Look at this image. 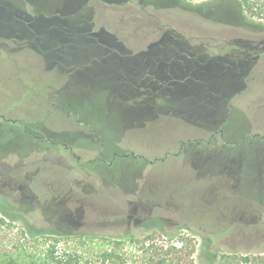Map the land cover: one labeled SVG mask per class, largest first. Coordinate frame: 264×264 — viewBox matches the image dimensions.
Wrapping results in <instances>:
<instances>
[{
    "label": "rangeland",
    "instance_id": "obj_1",
    "mask_svg": "<svg viewBox=\"0 0 264 264\" xmlns=\"http://www.w3.org/2000/svg\"><path fill=\"white\" fill-rule=\"evenodd\" d=\"M242 16L234 0H0L12 233L129 247L177 231L199 258H264V24Z\"/></svg>",
    "mask_w": 264,
    "mask_h": 264
},
{
    "label": "trees",
    "instance_id": "obj_2",
    "mask_svg": "<svg viewBox=\"0 0 264 264\" xmlns=\"http://www.w3.org/2000/svg\"><path fill=\"white\" fill-rule=\"evenodd\" d=\"M234 1L239 4L244 21L264 24V0ZM4 218L10 223L14 220L0 213V264H264L262 257L199 258L194 245L178 237L177 231L142 234L130 241L129 247L123 243L124 238L103 234H51L45 238L43 233L29 231L27 236L34 243L27 244L12 233Z\"/></svg>",
    "mask_w": 264,
    "mask_h": 264
}]
</instances>
